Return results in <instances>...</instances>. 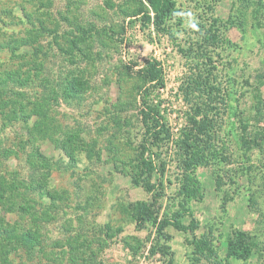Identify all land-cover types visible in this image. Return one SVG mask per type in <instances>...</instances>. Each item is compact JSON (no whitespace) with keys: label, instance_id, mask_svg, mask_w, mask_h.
<instances>
[{"label":"rangeland","instance_id":"rangeland-1","mask_svg":"<svg viewBox=\"0 0 264 264\" xmlns=\"http://www.w3.org/2000/svg\"><path fill=\"white\" fill-rule=\"evenodd\" d=\"M173 1L175 16L157 29L145 20V0H0V43L10 45L0 49V67L17 75L33 70L30 96L43 115L34 120L42 132L25 152L40 147L47 162L28 165L25 154L18 162L0 155L2 171L9 166L19 191L27 192L18 205L27 214L5 219L23 230L33 212L44 237L37 251L47 256L38 253L34 263L199 264L191 233L169 227L162 239L153 224L139 227V204L149 195L133 175L144 133V67L161 62V106L179 129L189 111L188 81L207 55L229 101L217 133L228 160L196 171L204 195L192 203L197 236L212 231L223 264H264V149L253 142L264 134V0ZM35 50V62L17 58ZM10 130L0 134L3 147ZM257 143L264 147L263 139ZM177 189V181L168 186L164 210ZM7 228L0 222V230ZM236 230L256 243L246 263L226 256ZM1 249L0 264H8Z\"/></svg>","mask_w":264,"mask_h":264},{"label":"trees","instance_id":"trees-1","mask_svg":"<svg viewBox=\"0 0 264 264\" xmlns=\"http://www.w3.org/2000/svg\"><path fill=\"white\" fill-rule=\"evenodd\" d=\"M145 1L150 9V12L144 15L145 20L153 22L157 29L166 25L168 20L176 14L173 0ZM6 46L10 45L0 43V49L5 50ZM12 46L9 50L16 51L17 48ZM39 54V51L35 50L33 54L19 55L21 58L14 55V58L35 62ZM200 58L202 62H196L188 81L185 102L189 105V111L179 129L172 126L166 117L168 110L161 106V95L165 85V74L161 62L153 59L148 61L143 69L142 77L146 85L139 96L144 133L137 151V166L133 178L134 183L141 186L149 195V199L139 204L137 221L139 227L146 223L153 224L158 237L162 239L167 238L166 230L169 227L191 233L197 244L196 261L199 264H223V259L215 248L212 231L197 236L199 222L192 208L194 201L204 199L202 185L196 178L197 169L213 161L227 162L228 160L217 145L220 120L226 112L223 106H228V97L216 81V67L213 59L207 55ZM0 66L3 67L1 62ZM1 67L0 134L3 135L11 130L10 134H4L7 141L4 144L5 147L1 146L2 138H0V155L18 162L22 154H25L28 165H33L35 159L47 162L40 147L36 149L31 147L29 154L25 152V147L30 144V141L32 143L35 140L34 133L42 132L34 120L43 115L37 112L30 96L31 81L29 80L34 79L33 70L17 75L15 70H3ZM18 126L23 127L25 131L17 130ZM258 138L264 141V134L258 133L257 139L253 140L261 149H264L260 143H257ZM9 139L10 142H8ZM10 173L12 172L9 166H5V171H2L0 164V207L4 209V219L0 222L8 227L0 230L3 260L8 264H37L34 262L38 259V253L44 258L47 255L44 254V249L37 251L40 245L39 237L41 240L44 237L36 230L33 212L28 213L32 224L30 223L27 229L20 230L16 223L12 224L5 219L8 214H14L16 211L27 214L25 206H18L21 199L25 201L27 192L19 191L21 184L10 177ZM14 175L17 176V174ZM170 175H174L175 179L172 180ZM26 177L33 178L34 174H27ZM173 181H177L178 189L175 196L168 197L170 209L164 210L167 189ZM188 217L191 221L185 224L184 219ZM253 238L246 231H233L227 239V259L248 262L256 251ZM43 244L41 241L42 247Z\"/></svg>","mask_w":264,"mask_h":264}]
</instances>
